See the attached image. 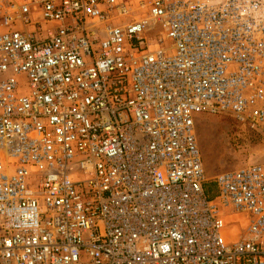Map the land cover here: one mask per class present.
<instances>
[{"label":"built area","instance_id":"built-area-1","mask_svg":"<svg viewBox=\"0 0 264 264\" xmlns=\"http://www.w3.org/2000/svg\"><path fill=\"white\" fill-rule=\"evenodd\" d=\"M136 4L0 0V264H264V161L193 122L264 148V3Z\"/></svg>","mask_w":264,"mask_h":264},{"label":"rangeland","instance_id":"rangeland-1","mask_svg":"<svg viewBox=\"0 0 264 264\" xmlns=\"http://www.w3.org/2000/svg\"><path fill=\"white\" fill-rule=\"evenodd\" d=\"M136 1L139 0H132L134 7L137 6ZM193 118L203 175L207 180L224 169L264 161L262 140L227 114L197 112ZM207 183L208 195L212 196L214 185L211 181Z\"/></svg>","mask_w":264,"mask_h":264},{"label":"trees","instance_id":"trees-1","mask_svg":"<svg viewBox=\"0 0 264 264\" xmlns=\"http://www.w3.org/2000/svg\"><path fill=\"white\" fill-rule=\"evenodd\" d=\"M208 185H209V183H207V185H206V189H207V190L209 189V186H208Z\"/></svg>","mask_w":264,"mask_h":264}]
</instances>
